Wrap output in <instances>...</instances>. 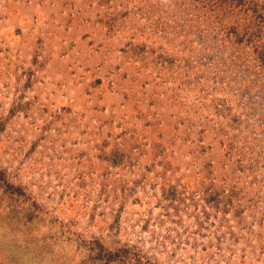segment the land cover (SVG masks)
<instances>
[{"label": "rangeland", "instance_id": "374dc122", "mask_svg": "<svg viewBox=\"0 0 264 264\" xmlns=\"http://www.w3.org/2000/svg\"><path fill=\"white\" fill-rule=\"evenodd\" d=\"M0 264H264V0H0Z\"/></svg>", "mask_w": 264, "mask_h": 264}]
</instances>
